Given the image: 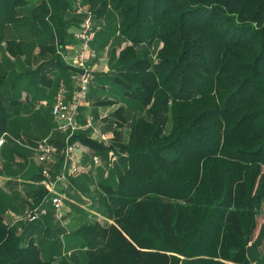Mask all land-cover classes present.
<instances>
[{
  "label": "trees",
  "instance_id": "trees-1",
  "mask_svg": "<svg viewBox=\"0 0 264 264\" xmlns=\"http://www.w3.org/2000/svg\"><path fill=\"white\" fill-rule=\"evenodd\" d=\"M75 2L0 0V52L16 57L33 46L50 55L37 68L18 72L9 92L3 91L8 76L0 71V139L18 135L9 108L20 106L23 90L29 94L36 84L54 82L42 68H73L62 53L85 20L71 18ZM84 2L89 14L119 17L118 32L128 44L115 74L105 79L128 106L116 112L108 146L85 131L73 141L119 157L126 169L116 184L96 186L98 219L78 220L68 232L82 243V253L59 264H253L251 254L264 244V0ZM31 4L29 16L19 14ZM11 30H20V37L9 38ZM27 31L34 41L26 46ZM48 35L55 43L44 41ZM127 108L137 115L124 143ZM64 138L56 133L50 142L62 150ZM7 139L0 149L6 162L21 153ZM58 159L53 177L62 168ZM47 195L40 186L34 205ZM5 197L1 193L0 264H54L35 239L54 235L53 205L44 203L47 214L37 221L11 226Z\"/></svg>",
  "mask_w": 264,
  "mask_h": 264
},
{
  "label": "rangeland",
  "instance_id": "rangeland-1",
  "mask_svg": "<svg viewBox=\"0 0 264 264\" xmlns=\"http://www.w3.org/2000/svg\"><path fill=\"white\" fill-rule=\"evenodd\" d=\"M34 6V4H31L21 9L19 14L26 17L29 16ZM74 9L75 12L73 11L70 14L71 18L73 20L76 18L81 20L89 15L88 10L90 6L84 0H76ZM90 14H92V17H90L91 25L96 31V37L91 45L93 55L86 58V63L88 68L92 70L94 79L90 86L88 104L81 109L79 121L83 127L86 124V120L91 119L94 129L109 136L118 121L116 112L120 107L128 106L122 97L120 89L115 84L109 83V77H112V73L115 74L113 71L116 70L119 53L127 46L128 42L118 32L120 22L118 15L109 14L99 18L94 13L90 12ZM19 31L11 30L8 37L19 38ZM26 33L28 35L25 38L28 41L24 45L27 46L31 45L34 39L31 38L30 31ZM68 39L70 41L69 45L75 44L72 35ZM44 41L48 44L55 43L51 35L45 37ZM158 45H154L151 48L152 55H154V51L157 48H160V45ZM27 47L24 48L26 52L16 57L7 55V52L3 50L0 52V71L3 72L2 74L8 76V85L3 87V91H11V87H9L10 83L15 82V77H17L18 72L23 68L30 67L35 69L50 58L48 54L41 55L40 48L35 51L33 46ZM66 64L72 67L75 61L71 60ZM52 67L42 68L43 73L46 71L51 79L55 78L54 82L49 83L50 89L46 86L47 88H44L43 91L41 90V93L45 91L43 104H46L44 106L42 104L41 106L40 104L36 105L38 102L36 98L39 95L35 94L36 89H33V95L26 96L23 93L20 94L22 101H20L21 104L18 108H9L10 123L12 127L16 128L15 130L18 129V135L9 133L4 135L3 138H8V143L12 140L13 143H16L21 148V153H16L15 156L9 157L8 162L5 161L3 155V157L0 156V176H3V178L0 177V195L4 190L8 191H4V193H7L5 194L4 205L8 211H5V219L11 226L27 222V215L34 205L33 199L41 186L40 182L32 176L39 173L42 174L43 171L50 170L53 167L54 163H41L38 161L37 156L41 153L40 148L44 145V142H47L51 136H56V122L52 116V107L56 101L60 86L61 84L66 86V94L68 96L70 92L72 97L75 91L74 78L76 77V70L71 67L69 71L58 68L61 73L60 75H55ZM105 78L109 79L106 80ZM106 101L113 103L104 105ZM136 115V112L130 108H127L124 113V117L128 121L122 130V141L124 143H127L129 140L131 123ZM85 132L92 136L93 130ZM55 146L56 155H58L56 160H59V154L63 149L61 150L56 144ZM95 156H98L101 160L99 165L93 162ZM113 157L111 155H97L90 149L82 145L80 146L79 159L81 160L82 172L78 176L70 178L67 186L61 188L68 199L65 201L64 211L58 214L52 212L54 235L50 236L46 235V233H41L35 237L44 257L47 256L54 261V264H59L62 260H69L70 253L74 254L73 257L82 253V243L79 241V244L76 240L70 238L71 236L68 232L73 227L71 224L78 220L95 222L98 219L99 215L93 207V191L103 181L116 184L117 178L126 169V164L119 157L116 156L115 160H113ZM7 164L9 165L7 166ZM8 193L12 194V196ZM46 204L48 208L52 207L50 198L47 199ZM80 209H83L84 214ZM261 219H264V213ZM251 258L253 264H264V244L251 254Z\"/></svg>",
  "mask_w": 264,
  "mask_h": 264
},
{
  "label": "built area",
  "instance_id": "built-area-1",
  "mask_svg": "<svg viewBox=\"0 0 264 264\" xmlns=\"http://www.w3.org/2000/svg\"><path fill=\"white\" fill-rule=\"evenodd\" d=\"M92 15L89 14L85 17L79 30L74 33L73 39L75 44L68 45L66 50L62 53L63 59L67 62L71 60L75 61L72 67L76 70L75 91L71 98L67 97L66 86L61 84L59 92L56 96V101L52 107V116L56 122L55 133L64 136V147L60 156H62V168L59 173L54 177L51 170L43 171V179L40 181V185L45 187L48 191V195L44 202L40 205H33L31 211L27 215L28 222H35L42 216L47 214V209L44 208V203L50 198L51 204L54 207L55 214L64 211L66 194L63 193V187L67 186V182L70 178L78 176L82 172L81 160L79 159L80 143L73 141L80 131L93 130L92 136L96 137L99 142L104 145H109L110 136H107L98 130L94 129V125L91 119L86 120L85 126H81L78 119L80 116V109L86 104L90 91L91 83L94 79V74L86 63V58L93 55L92 43L96 37V31L91 25ZM51 136L47 142L40 148V154L37 159L41 163H49L56 161V146L50 142ZM6 140L2 137L0 139V149ZM116 156L113 157V160ZM93 162L96 165L101 163L98 156L93 158Z\"/></svg>",
  "mask_w": 264,
  "mask_h": 264
},
{
  "label": "crops",
  "instance_id": "crops-1",
  "mask_svg": "<svg viewBox=\"0 0 264 264\" xmlns=\"http://www.w3.org/2000/svg\"><path fill=\"white\" fill-rule=\"evenodd\" d=\"M52 70H53V73H55V75H60V73H61V71L60 70H58V68H56V67H54V68H52ZM45 73H47L48 74V72H46L45 71ZM53 77V76H52ZM57 77V76H56ZM55 79V78H54ZM47 87H49V86H47ZM46 86H44V87H40V86H38L37 84L36 85H34L33 87H32V89H31V91H30V93L28 94V92L26 91V90H23V95L25 94L26 96H30V94H32L33 95V89L35 90L36 89V92H37V89H39V91L41 92V90L43 91L44 90V88H47ZM23 89H25V85L23 86ZM49 89H50V87H49ZM25 91V92H24ZM36 92H35V94H36ZM42 94V96L40 97H38V98H36V101L38 100V102H37V104L36 105H38V104H40V106H41V104H42V106H44L45 104H43L44 103V97L45 96H43V95H45V91L44 92H42L41 93ZM67 97H71V93L69 92V96L67 95ZM89 100V99H88ZM88 104V101L86 102V104L82 107V109L84 108V107H86V105ZM80 119H78V121H79ZM79 123H80V121H79ZM0 156H2L1 155V153H0ZM3 157V156H2ZM4 158V157H3ZM0 177H2L3 178V176H0ZM5 178V177H4ZM15 180H17V179H15ZM4 191H7V190H4ZM4 191L2 192V193H4ZM8 192V191H7ZM4 194H7V193H4ZM8 194H10V193H8ZM10 196H12V194H10ZM6 212H8L7 210H6Z\"/></svg>",
  "mask_w": 264,
  "mask_h": 264
}]
</instances>
